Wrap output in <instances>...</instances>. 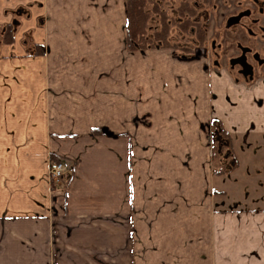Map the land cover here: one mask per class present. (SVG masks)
<instances>
[{
    "label": "crops",
    "instance_id": "obj_1",
    "mask_svg": "<svg viewBox=\"0 0 264 264\" xmlns=\"http://www.w3.org/2000/svg\"><path fill=\"white\" fill-rule=\"evenodd\" d=\"M168 46L126 0H0V264H264V82Z\"/></svg>",
    "mask_w": 264,
    "mask_h": 264
},
{
    "label": "rangeland",
    "instance_id": "obj_2",
    "mask_svg": "<svg viewBox=\"0 0 264 264\" xmlns=\"http://www.w3.org/2000/svg\"><path fill=\"white\" fill-rule=\"evenodd\" d=\"M158 1H160L163 10L166 14H168L169 17L172 16V18L175 20L178 18L176 12L174 11V6L179 4L182 0ZM186 1L188 3H194L197 7L195 18L200 21L202 25L207 23V27L205 28L203 36L204 39L201 44H197V41L192 34L193 32H181L174 22H170L168 28L170 45L168 47L172 48L171 52H175L176 54H183V52L179 50L180 44L177 42L189 46L192 52H194V50H203L210 63L209 66H211V68L215 67L217 70L218 68L216 67L220 65L225 66L227 64L226 58L229 55L236 54L237 52V49L231 48L229 46L231 43H233L231 40L232 37L236 36V39H240V41H242L240 38L241 35H239L237 32L235 33V29L237 28L238 24L228 25L225 23L227 16L237 12L238 10H247L250 13V17H257L259 23L264 26V0H256V3H254L255 1L253 2L252 0H208L203 4L196 3L194 0ZM258 8L260 10H258ZM241 22L244 23L245 27L251 28L255 32L253 37L247 36L245 31L242 32L243 36H247V38L245 37L244 41L241 43L249 46L252 52L255 53L256 58H254V60H252L250 54L247 53V56L249 57L248 60H250V62H262V64L258 66L259 68L257 69V75L264 77V30L259 31L257 27L253 26L246 17H243ZM218 43H220L221 46H217ZM223 46L229 47L225 52L222 53L224 49ZM213 60H215L216 63ZM219 71H221V69H219ZM229 72L239 79V76L234 74L232 68H229ZM225 74L227 73L225 72ZM227 75L230 76V74ZM259 80L260 79H258V81ZM61 184L62 181L59 185Z\"/></svg>",
    "mask_w": 264,
    "mask_h": 264
},
{
    "label": "trees",
    "instance_id": "obj_3",
    "mask_svg": "<svg viewBox=\"0 0 264 264\" xmlns=\"http://www.w3.org/2000/svg\"><path fill=\"white\" fill-rule=\"evenodd\" d=\"M196 3H206L208 0H194ZM179 18L168 16L158 0H126V41L129 48H144L150 46H167L169 41V24L174 22L181 32H193L197 44H201L207 23L202 25L195 18L197 7L194 3L182 0L174 8ZM205 22V20H204ZM7 31V30H5ZM179 50L187 55L188 46H179ZM211 150L225 158L229 168L234 161L227 148L229 133L225 131L218 120L210 123ZM226 152V153H225ZM56 160L60 158H50Z\"/></svg>",
    "mask_w": 264,
    "mask_h": 264
},
{
    "label": "flooded vegetation",
    "instance_id": "obj_4",
    "mask_svg": "<svg viewBox=\"0 0 264 264\" xmlns=\"http://www.w3.org/2000/svg\"><path fill=\"white\" fill-rule=\"evenodd\" d=\"M254 3H256V0H252ZM259 1V0H258ZM257 1V2H258ZM175 8V6H174ZM258 10H260L258 8ZM174 11L176 12V10L174 9ZM177 14V13H176ZM252 15V14H251ZM243 17H246L248 18V21H250V23L257 27V29L259 31H263L264 30V26L262 24L259 23L257 17H250V13L247 11V10H238L237 12L233 13V14H230L229 16H227L226 20H225V23L228 24V25H231V24H238L237 28L235 29V33H239L240 38L242 39V41H244V38L247 36H250V37H253L254 36V31L251 29V28H248V27H245L244 26V23L241 22V19ZM178 18H179V15H178ZM246 32L247 36H243V33L242 32ZM232 42L229 46L231 48H234V49H237V52L236 54H232V55H229L227 58H226V65H220L216 68L219 69H222L224 70L227 74H230V77L232 80H234L235 82H241V83H248V82H252L254 80H262L264 82V77H262L261 75H257L258 73V66H260L262 64V62L260 61H255V62H250L249 57L247 56V53L250 54L252 60H254V58H256L255 56V53L252 52L251 48L245 44H242L240 41V39H236V36H233L232 37ZM178 44H180V46H186L184 45L183 43H179L177 42ZM217 46H221L220 43H218ZM229 46H223L224 49L222 51L225 52L226 49L229 47ZM189 47V46H188ZM202 47V46H201ZM194 50V49H193ZM187 55H184V54H179L181 56H191V55H203L207 61H208V58L206 56V54L204 53L203 50H199V51H195L192 52V50H190V52H186ZM215 63L216 61L213 60ZM259 62V63H257ZM209 61H208V65H209ZM219 64V63H218ZM232 68L233 71H234V74H237L239 76V79L235 76V75H232L230 72H229V68ZM211 67V66H210ZM215 69V67L213 68Z\"/></svg>",
    "mask_w": 264,
    "mask_h": 264
},
{
    "label": "built area",
    "instance_id": "obj_5",
    "mask_svg": "<svg viewBox=\"0 0 264 264\" xmlns=\"http://www.w3.org/2000/svg\"><path fill=\"white\" fill-rule=\"evenodd\" d=\"M71 162L66 158L56 160H49L48 163V176L51 183L59 185L62 181L64 173L70 168Z\"/></svg>",
    "mask_w": 264,
    "mask_h": 264
}]
</instances>
